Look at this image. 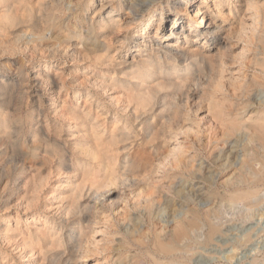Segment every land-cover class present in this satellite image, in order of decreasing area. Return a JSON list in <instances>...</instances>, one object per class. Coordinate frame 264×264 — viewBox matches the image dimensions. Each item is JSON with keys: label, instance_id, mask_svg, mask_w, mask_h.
I'll use <instances>...</instances> for the list:
<instances>
[{"label": "rangeland", "instance_id": "rangeland-1", "mask_svg": "<svg viewBox=\"0 0 264 264\" xmlns=\"http://www.w3.org/2000/svg\"><path fill=\"white\" fill-rule=\"evenodd\" d=\"M248 1L239 6L238 16L225 10L219 19L225 22L226 32L231 35L229 41L236 58L227 66L225 74L230 99L235 96V89L249 81L253 74L260 75L253 70L252 61L255 53L260 55L261 45L256 47V40L259 34L264 35V9L262 15H255L257 12L249 11ZM254 2L264 6V0ZM194 9L190 7L189 11L193 13ZM92 10L86 12L85 20L76 21L77 26L85 27L84 32ZM243 26L246 42L238 39V31ZM171 34L163 40L166 45L175 40ZM249 40H254V45ZM134 50L120 49L116 61L125 56L133 57ZM71 51L64 53L59 49L51 60L48 59L51 55L41 49L17 53L0 51V71H5V79L16 76L19 81L21 78L12 97L11 111L19 120L15 126L21 130L20 135L16 129L14 132L21 137L19 141L15 139L22 148L20 153L27 159V168L33 163L38 167L41 161L43 164L48 158L45 150L51 149L44 143L35 144L33 137L39 139L35 135L37 129L65 149L61 172L59 160L42 166L46 180L42 190L35 187L36 173L28 172L18 180L17 164L5 163L7 157L1 153L0 161L4 164L0 168V264L41 263L38 250L47 246L44 235L52 227L45 223L44 217L60 220L66 215L72 188L81 182L83 173L89 172L97 179L104 176L105 166L93 163L87 154H82L79 144L92 136V125H100L98 131L106 136L112 130L113 112L107 113V110L113 111L118 95L104 93L93 80L94 77L107 80L108 72L112 71L106 66L94 69L87 61H74ZM89 91L95 93L97 99L88 98ZM246 101L250 111L263 105L264 89L255 88ZM72 111L88 120L89 132H83L80 120L71 121ZM240 113L239 119L249 124L251 114ZM215 123L209 110L204 108L191 116V121L185 123L173 142L163 145L161 167L155 162L151 176L137 175L117 187L103 190L106 194L100 198L102 203L95 202L92 216L84 223L88 235L79 264H156V260L168 263L170 258L175 259L176 264H264V147L248 146L241 136L248 130L224 137V127ZM142 138L138 135L134 143H128L129 149H121L119 162L126 155L137 161L143 157L152 167L153 151L139 146ZM177 162L184 166H176ZM142 180L146 183L141 184ZM238 189L257 192L247 201L233 203L230 197ZM66 217L63 225L67 233L74 227V218ZM194 223L197 225L193 226ZM213 225L219 230L210 238L208 233ZM7 226L10 231H6ZM183 226L187 227V236H179V228ZM67 238L63 249L67 247ZM24 239L35 242L36 252L26 256L29 250L23 247ZM159 242L174 244L178 252L166 258L158 252Z\"/></svg>", "mask_w": 264, "mask_h": 264}, {"label": "bare ground", "instance_id": "bare-ground-1", "mask_svg": "<svg viewBox=\"0 0 264 264\" xmlns=\"http://www.w3.org/2000/svg\"><path fill=\"white\" fill-rule=\"evenodd\" d=\"M230 1L0 0L2 53H17L21 50L34 52L41 49L51 55L48 58L51 60L59 49H63L64 53L72 50L74 61H87L88 66L94 69L109 67L112 72H108L107 80L98 77L93 80L95 86H99L104 93L114 92L118 95L113 111L107 110V113L113 112V127L109 136L98 131L100 125H92L90 131L88 120L73 111L70 113L71 121H81L83 132H93L85 143L79 144L80 151L87 154L93 163L105 166L104 176L102 175L104 178H98L102 180L99 181L97 177L86 172L82 174L81 182L72 188L71 202L65 209L64 216L74 218V227L70 232H64L63 225L68 217L60 220H48L44 217L45 223L52 227L44 235L47 246L38 250L40 264H79V259L83 258L81 250L88 235L84 223L92 216L96 208L95 202L101 201L100 198L106 194L103 190L110 186L117 187L120 182L125 183L137 175L144 178L145 175L151 176L153 164L162 162L163 145L173 142L185 128V123L191 121V116L204 108L209 110L219 127H224V137H232L237 132L248 130L241 135L248 146L264 147V104L251 111L249 105L245 104L247 95L255 88L264 89V35H258L256 47L261 45L260 55L255 53L252 61L253 70L260 75L253 74L249 81L238 90L235 89V96L230 99L225 74L228 71L227 66L236 61V58L232 54L229 41L231 35L226 32L225 22H220L219 19L225 10L238 16L239 6L246 0H235V4ZM247 6L249 11L257 12L255 15L263 14L261 10L264 6H259L254 0H249ZM190 7L195 8L193 13L189 11ZM90 10L91 16L84 32L85 27L77 26L76 21L81 18L85 20L86 12ZM152 29L155 32L150 37ZM245 31L244 26L238 31L239 40H243ZM170 33L175 36V40L166 45L163 40ZM249 42L253 45L255 43L254 40ZM124 47L128 52L135 49V55L116 61V53ZM5 77V71H0V155L7 157L4 159L5 163L17 164L15 168L18 180L28 172L36 173L35 187L42 190L46 184L42 168L59 160L61 172L64 169L65 149L57 140L44 136L41 129H37L35 135L39 139L33 137L35 144L40 146L44 143L51 149L45 150L48 158L43 164L39 161L38 167L33 163L27 168V159L20 153L22 148L20 149L17 142L21 136L14 132L15 129L17 132L21 131L15 126L19 120L15 119L11 111L12 97L21 78L18 81L16 76ZM86 96L97 99L96 94L90 91ZM242 111L251 114L249 124L239 119ZM138 135L143 136L139 146L153 151L152 169L150 161L143 157L137 161L126 155L122 162L118 160L121 149L126 150L128 143H134L133 140ZM83 138L84 135L80 138L81 141ZM246 161L248 162L247 159ZM4 162L0 163V168ZM176 166L184 165L177 162ZM140 182L146 183L144 180ZM133 185L140 186L135 182ZM253 191L243 192L238 189L231 195L230 200L233 203L247 201L257 192ZM218 230V227L211 226L208 233L210 238ZM6 231H10L8 226ZM187 235V227H180L179 236ZM66 237L67 247L63 249ZM23 247L29 250L26 256L33 254L36 249L35 242L30 239H24ZM176 251L174 244L158 243V252L166 258L172 257ZM155 263L176 264V261L170 258L168 263L160 260Z\"/></svg>", "mask_w": 264, "mask_h": 264}]
</instances>
